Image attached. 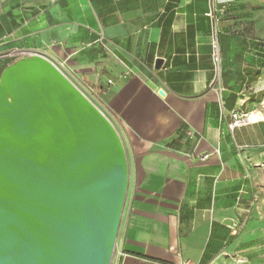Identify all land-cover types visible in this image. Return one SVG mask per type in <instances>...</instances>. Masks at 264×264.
<instances>
[{
	"label": "crops",
	"instance_id": "0c3cea01",
	"mask_svg": "<svg viewBox=\"0 0 264 264\" xmlns=\"http://www.w3.org/2000/svg\"><path fill=\"white\" fill-rule=\"evenodd\" d=\"M215 6L219 70L208 0H0V57L51 61L122 141L130 191L111 264H264V0Z\"/></svg>",
	"mask_w": 264,
	"mask_h": 264
},
{
	"label": "water",
	"instance_id": "95a60500",
	"mask_svg": "<svg viewBox=\"0 0 264 264\" xmlns=\"http://www.w3.org/2000/svg\"><path fill=\"white\" fill-rule=\"evenodd\" d=\"M128 184L115 127L57 66L1 70L0 264H111Z\"/></svg>",
	"mask_w": 264,
	"mask_h": 264
},
{
	"label": "built area",
	"instance_id": "2783aa9c",
	"mask_svg": "<svg viewBox=\"0 0 264 264\" xmlns=\"http://www.w3.org/2000/svg\"><path fill=\"white\" fill-rule=\"evenodd\" d=\"M208 2H209V8L206 16L211 20V35H210L211 57L213 63L217 67V70H219L220 55H219V46H218V34H219L218 18H217L218 10L215 6V0H208ZM28 54H32V53L13 50L4 53L3 55H1L0 58L10 59L14 61L17 58ZM248 115L249 114L233 113L231 115L232 121L228 125L229 130L232 131L234 128L244 125L246 122H248L247 121ZM238 151L240 153V149ZM239 158L243 163L246 162V159L240 154H239ZM205 159H207V156H202L200 158V160H205ZM238 227L239 225L235 221H232L229 225H227V228L229 229L231 235L233 236L237 235Z\"/></svg>",
	"mask_w": 264,
	"mask_h": 264
},
{
	"label": "rangeland",
	"instance_id": "374dc122",
	"mask_svg": "<svg viewBox=\"0 0 264 264\" xmlns=\"http://www.w3.org/2000/svg\"><path fill=\"white\" fill-rule=\"evenodd\" d=\"M71 81V80H70ZM72 82V81H71ZM73 83V82H72ZM74 84V83H73ZM75 85V84H74ZM76 86V85H75ZM92 103L93 105L99 109L105 116H106V110L103 108V106L99 103V101L96 99V97L94 96V94L92 92H90L89 90L87 89H81L76 86ZM129 184H128V190H127V195H126V200H125V205H124V209H125V206H126V202L128 201V196H129ZM124 209H123V213H124ZM123 216V214H122ZM122 219V217H121Z\"/></svg>",
	"mask_w": 264,
	"mask_h": 264
},
{
	"label": "bare ground",
	"instance_id": "6f19581e",
	"mask_svg": "<svg viewBox=\"0 0 264 264\" xmlns=\"http://www.w3.org/2000/svg\"><path fill=\"white\" fill-rule=\"evenodd\" d=\"M264 106V103H263ZM261 115L259 113L252 112L248 115L247 121L248 122H253L255 120H258Z\"/></svg>",
	"mask_w": 264,
	"mask_h": 264
}]
</instances>
